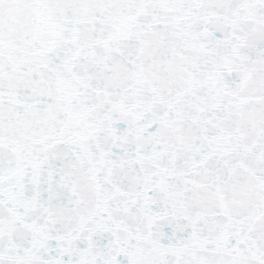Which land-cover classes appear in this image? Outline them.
<instances>
[{
	"label": "snow or ice",
	"instance_id": "obj_1",
	"mask_svg": "<svg viewBox=\"0 0 264 264\" xmlns=\"http://www.w3.org/2000/svg\"><path fill=\"white\" fill-rule=\"evenodd\" d=\"M0 264H264V0H0Z\"/></svg>",
	"mask_w": 264,
	"mask_h": 264
}]
</instances>
